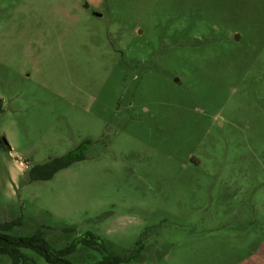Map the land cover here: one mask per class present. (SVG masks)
<instances>
[{"label": "rangeland", "instance_id": "obj_1", "mask_svg": "<svg viewBox=\"0 0 264 264\" xmlns=\"http://www.w3.org/2000/svg\"><path fill=\"white\" fill-rule=\"evenodd\" d=\"M0 100L9 234L102 241L73 264L264 254V0H0ZM86 140L83 160L28 181Z\"/></svg>", "mask_w": 264, "mask_h": 264}, {"label": "trees", "instance_id": "obj_2", "mask_svg": "<svg viewBox=\"0 0 264 264\" xmlns=\"http://www.w3.org/2000/svg\"><path fill=\"white\" fill-rule=\"evenodd\" d=\"M2 112V102L0 100V113ZM90 143L86 140L74 150H71L63 156L53 158L46 163L34 165L26 171L28 181H46L51 179L58 171L70 167L73 163L84 159L83 153L86 146ZM0 150L9 152L10 146L0 136ZM21 219H15L7 222H0V255H6L10 258L11 264H24L27 259L21 252V249H30L39 254L48 264H73L68 260V256L74 253L77 245L84 247L101 250L104 249L102 241L87 233L80 236L69 243L65 248L54 250L50 244L43 238L41 232L34 233L30 236H17L11 235L9 232L13 227L21 226ZM63 231L69 230L63 228ZM140 247L136 252H138ZM136 256L127 255L125 257L108 255L104 256L96 264H126Z\"/></svg>", "mask_w": 264, "mask_h": 264}, {"label": "crops", "instance_id": "obj_3", "mask_svg": "<svg viewBox=\"0 0 264 264\" xmlns=\"http://www.w3.org/2000/svg\"><path fill=\"white\" fill-rule=\"evenodd\" d=\"M261 248H262V243H259L258 246H256L254 248V250H249L247 252V257L244 259H242L241 264L245 263V260L252 261V260H256L257 262H259L260 259H264V254L261 252Z\"/></svg>", "mask_w": 264, "mask_h": 264}, {"label": "water", "instance_id": "obj_4", "mask_svg": "<svg viewBox=\"0 0 264 264\" xmlns=\"http://www.w3.org/2000/svg\"><path fill=\"white\" fill-rule=\"evenodd\" d=\"M236 39H237V36H236Z\"/></svg>", "mask_w": 264, "mask_h": 264}]
</instances>
